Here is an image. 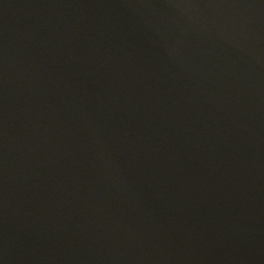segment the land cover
Here are the masks:
<instances>
[{
	"label": "water",
	"instance_id": "obj_1",
	"mask_svg": "<svg viewBox=\"0 0 264 264\" xmlns=\"http://www.w3.org/2000/svg\"><path fill=\"white\" fill-rule=\"evenodd\" d=\"M0 264H264V0H0Z\"/></svg>",
	"mask_w": 264,
	"mask_h": 264
}]
</instances>
